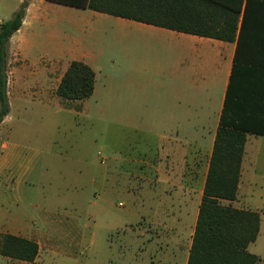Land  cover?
<instances>
[{
	"label": "rangeland",
	"instance_id": "1",
	"mask_svg": "<svg viewBox=\"0 0 264 264\" xmlns=\"http://www.w3.org/2000/svg\"><path fill=\"white\" fill-rule=\"evenodd\" d=\"M21 2L0 0V24ZM28 6L33 54L58 47L56 74L70 60H82L95 72V87L90 97L60 105L29 102L24 109L14 103L1 127L0 140L21 145L27 154L16 166L30 171L22 178L29 187L23 191L11 192L1 174L0 235L34 240L39 252L33 262L0 254V264H183V252L156 259L163 255L161 243L152 242L154 228L143 202L150 181L147 173L137 176L147 170L151 151L160 149L159 140L121 130L116 121L118 92H132L136 81L152 79L156 84L144 89L164 96L170 77L180 75L174 44L87 8L48 0H28ZM249 196L260 202L264 189ZM248 250L259 256L256 264H264V216L262 232Z\"/></svg>",
	"mask_w": 264,
	"mask_h": 264
},
{
	"label": "crops",
	"instance_id": "2",
	"mask_svg": "<svg viewBox=\"0 0 264 264\" xmlns=\"http://www.w3.org/2000/svg\"><path fill=\"white\" fill-rule=\"evenodd\" d=\"M29 10L30 6L8 42L9 112L0 123V135L14 103L26 109L29 102L42 106L62 102L56 94L65 70L56 74L59 48L33 54V29L27 27L26 20ZM115 17L120 23L137 28L132 31L167 38L174 44L173 55L180 64V75L174 73L170 77L164 96L145 90L148 84H156L145 79L136 81L138 89L118 92L116 98L118 128L155 136L160 143V149L158 146L151 151L147 170L142 169L137 175L144 178L147 173L150 181L143 202L149 208L147 218L154 228L152 242L161 243L163 255L156 259L177 251L183 252V264H187L228 91L231 98L239 99L237 119L247 129L238 192L232 205L260 213L258 237L262 232L264 198L253 202L249 195L255 191L263 193L264 189V0L247 1L244 18L240 16L238 21L239 41L232 42ZM41 155L42 151H35V157ZM25 156L21 145L0 140V177L5 174L11 182L6 187L11 192L29 188L22 181L29 167L16 166V161ZM8 224L16 227L23 223Z\"/></svg>",
	"mask_w": 264,
	"mask_h": 264
},
{
	"label": "trees",
	"instance_id": "3",
	"mask_svg": "<svg viewBox=\"0 0 264 264\" xmlns=\"http://www.w3.org/2000/svg\"><path fill=\"white\" fill-rule=\"evenodd\" d=\"M88 8L101 13L152 24L167 29L239 41L240 16L244 18L248 0H49ZM28 0H22L13 16L0 24V123L9 112L7 82L8 42L20 28ZM233 77V73H232ZM95 87V72L82 60H70L56 94L64 101L90 97ZM227 92L220 125L217 128L204 184V194L187 264H256L260 258L248 250L257 238L260 213L238 208L237 197L247 129L237 119V98ZM39 252L36 241L18 235H0V254L33 262Z\"/></svg>",
	"mask_w": 264,
	"mask_h": 264
}]
</instances>
